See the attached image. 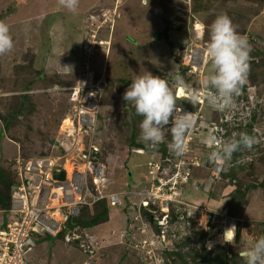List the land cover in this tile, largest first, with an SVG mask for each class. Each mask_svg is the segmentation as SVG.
<instances>
[{
	"label": "rangeland",
	"instance_id": "obj_1",
	"mask_svg": "<svg viewBox=\"0 0 264 264\" xmlns=\"http://www.w3.org/2000/svg\"><path fill=\"white\" fill-rule=\"evenodd\" d=\"M192 5V0L164 4L161 0H79L78 9L70 12L58 0H0V21L8 24L14 40L13 49L0 56V121L8 119L9 129L4 132L18 143L21 155L32 158L64 152L56 142L68 144L65 135L72 124L63 127L65 120H74L76 103L95 106L97 94L96 143L103 153V160L98 161L104 165L106 178L101 191L148 190L162 180L167 183L163 192L171 197L169 211L179 216L178 221L160 225L163 238L159 241L154 230L149 237L128 231L126 215L134 217L131 206L128 213L123 208L110 210L107 221L77 227L75 241L45 237L36 248V264H147L146 251L151 248L164 264V250H198L200 254L202 247L213 253L224 247L239 253L264 236V190L257 186L248 191L243 208L229 217L226 203L240 181L229 182L221 173L213 175L220 164L207 163L212 149L203 143L209 133L223 140L234 134L238 138L247 132L246 124L255 113L252 136L257 143L251 150L238 152L240 156L234 155V162L222 165L221 172L244 166L239 172L244 186L264 178V1L213 0L209 11L196 13ZM221 13L245 27L243 35L252 46L245 89L223 112L211 108L203 97L193 105L189 97L178 96L179 107L196 113L185 153L177 157L169 150L170 134L165 143L150 147L138 139L142 120L133 117L135 109L123 100L124 92L135 75L145 71L170 82L179 74L200 92L209 68L204 58L211 20ZM165 29L169 41L163 37L154 41L153 34ZM21 95L27 98L22 111ZM132 138L142 145L141 153L130 146ZM7 144L0 125V158L10 154L5 151ZM11 147L17 155L16 146ZM13 160L2 163L7 173L14 171ZM186 172L190 173L187 183ZM130 198L136 201L133 195ZM150 209L162 219V210L153 205ZM5 218L0 209V223ZM233 225L241 228L240 244L223 237ZM201 230L206 232L205 239L197 234ZM145 238L152 246L138 244ZM187 238L192 242L176 246Z\"/></svg>",
	"mask_w": 264,
	"mask_h": 264
},
{
	"label": "built area",
	"instance_id": "obj_2",
	"mask_svg": "<svg viewBox=\"0 0 264 264\" xmlns=\"http://www.w3.org/2000/svg\"><path fill=\"white\" fill-rule=\"evenodd\" d=\"M74 94V100L78 99L77 91ZM90 104L76 103L71 129L65 135L68 144L58 142L56 145L64 152L32 158L18 155L14 158L16 184L9 209L1 210L6 218L0 223V264H35L38 241L45 237L55 238L64 231L63 239L66 242L77 240L76 230L79 226L68 229V222L78 217L83 207L94 206L103 199L115 205L121 204L126 196L129 197L134 216L132 221L136 222L139 237H149L153 232L151 219L148 222L144 217L147 216L145 210L154 216L159 226L168 223L171 197L169 193L163 192L167 183L162 180L155 188L152 186L148 190L109 194L101 191L106 178L104 165L96 158V152L100 150L96 143L97 94L96 105L88 106ZM140 150L137 149V152ZM220 171L221 166L217 172L214 169L213 174L219 176ZM61 172L65 173L64 179L57 177ZM187 176L188 172L184 181ZM172 188L175 187L168 189ZM132 195L136 201L131 200ZM151 205L164 212L162 219L155 215V210L150 209ZM162 234L156 235L159 241L163 238ZM147 243L149 246L153 244L146 238L138 241L140 246ZM146 254L147 264H159L153 248L148 249Z\"/></svg>",
	"mask_w": 264,
	"mask_h": 264
},
{
	"label": "clouds",
	"instance_id": "obj_3",
	"mask_svg": "<svg viewBox=\"0 0 264 264\" xmlns=\"http://www.w3.org/2000/svg\"><path fill=\"white\" fill-rule=\"evenodd\" d=\"M58 3L70 12H75L79 6V0H58ZM13 47L14 40L10 28L4 21H0V56L10 52ZM251 50L248 37L239 34L231 18L226 13H221L210 25V40L204 58V63L209 62V68L208 74L201 81L200 92L194 91L179 74L174 76L171 82L148 71L143 75H135L123 94V100L132 105L136 115L143 117L139 124L138 139L156 148L165 143L166 136L170 134L171 140L167 142L169 150L177 157L182 156L186 150L187 136L196 122V113L187 112L179 107L178 96L189 97L193 105L203 97L211 108L221 112L230 108L235 103V98L242 94V88L247 81ZM169 125L171 126L168 127ZM203 143L212 149L209 152V161L219 163L222 168V165L230 164L235 153L242 149L251 150L257 140L246 132L239 133L238 138H235L234 134V137L228 140L209 133ZM138 149L142 150V148ZM18 155H21L19 148L15 157ZM188 175L190 180L189 172ZM107 201L111 205L108 199ZM123 202L124 199L121 204L111 205L112 209H124L126 205L130 206L129 200H125L124 204ZM147 216L150 218L149 215ZM152 223L159 226L156 219ZM235 230V225L226 230L225 241L228 240L226 237L230 233L232 236L229 240L233 241ZM238 255L244 264H264V236L255 240L251 247L241 250Z\"/></svg>",
	"mask_w": 264,
	"mask_h": 264
},
{
	"label": "trees",
	"instance_id": "obj_4",
	"mask_svg": "<svg viewBox=\"0 0 264 264\" xmlns=\"http://www.w3.org/2000/svg\"><path fill=\"white\" fill-rule=\"evenodd\" d=\"M167 0H161L162 4H164ZM193 1V5H192V12L196 13V12H207L211 9V5H212V1L213 0H192ZM254 1V0H253ZM264 0H258V2H263ZM215 19L211 20L212 22ZM234 24V23H233ZM237 27V31L239 34L243 35L245 33V27L241 28L238 27L236 24H234ZM206 26H209V22H207ZM178 30H182V27H178ZM160 37H163L165 41H169V36H168V29H165L163 31H158L155 32L153 34V40L157 41ZM257 54V52L255 53ZM122 81V80H120ZM123 83V82H122ZM128 88V87H127ZM245 89V86H243L242 90ZM19 98V102H20V107L19 110L22 111L25 103H26V95H21L18 97ZM25 100V101H24ZM255 113H253L252 115V121H250L247 124V132L249 135L252 136V128L255 122ZM133 117L138 118L139 120H142L143 117L142 116H138L135 115L133 112ZM4 126V129H9V122L8 119H2L1 120ZM130 146L131 147H137V148H142L141 144H138L134 138L131 139L130 142ZM162 150L163 147H161ZM235 156H240V153H235ZM233 155V156H234ZM96 158L102 159L103 160V153L101 150H99L98 152H96ZM103 162V161H102ZM234 160H232L230 163H233ZM209 165H211L213 162L208 161L207 162ZM251 167H252V163ZM244 166H239L238 168L235 166H230L229 168H227L226 170L222 171V177L225 178H229V182L234 181V183H237V181L239 180L240 182L237 184L236 188L234 191L231 192L230 194V199L227 201L226 203V208H227V215L229 217H235L237 212H239L242 208H243V202L244 200H246V195L247 192L255 189L257 186H259V188L264 190V178L262 179V181H260L258 184L257 183H253V184H247V185H243L240 178H239V172L241 169H243ZM253 172V171H251ZM106 173L108 174V169L106 171ZM16 184V178L14 177V172H12V174L7 173L6 170L0 166V209L1 210H7L9 209L10 206V198H11V194H12V190L13 187ZM174 203V202H173ZM92 209V210H91ZM96 209H98V211H96ZM112 211V207L111 205H109L107 200H101L99 201L97 204H95V206L89 208V207H84L81 211L82 214H80L78 217H75L73 219H71L68 224H67V228L68 229H72L73 227L76 226H81V227H85V228H90L93 227L99 223L105 222L108 220V215H109V211ZM124 211L129 210V206L127 205L126 207H124L123 209ZM90 211L92 212L90 217L89 213ZM128 213V211H127ZM88 215V216H87ZM171 215V217H170ZM146 221L149 222V217L148 216H144ZM169 222H175L179 220V216L177 215V213L173 212V211H169ZM126 223L128 226V231L130 233L134 232V234H138L137 233V229H136V222L132 221V218H130V216L126 215ZM152 229L158 234H160V226H157L155 224L151 225ZM235 232H233V242L235 244H240L242 241V232H241V228L239 225H235ZM66 230V229H65ZM139 232V231H138ZM64 232L60 233L57 237L55 238H60L63 239L64 236ZM200 238L205 239L206 237V232L201 230L200 232L197 233ZM54 241V237H48L47 239H52ZM42 240L38 241V243H40ZM185 242V244H184ZM183 243L180 242L179 244H177L176 246L178 248L184 247V245L191 243L192 241L187 238L186 241H184ZM182 243V244H181ZM163 257H164V264H237L238 260H241V258L238 255V252L233 251V250H227L224 247H218L216 252L213 253L212 250H209L205 247H202V253H198V250H191L190 252H184L181 251L179 249L176 250H171V251H167L164 250L163 251ZM198 257H199V261H198Z\"/></svg>",
	"mask_w": 264,
	"mask_h": 264
},
{
	"label": "crops",
	"instance_id": "obj_5",
	"mask_svg": "<svg viewBox=\"0 0 264 264\" xmlns=\"http://www.w3.org/2000/svg\"><path fill=\"white\" fill-rule=\"evenodd\" d=\"M0 125H1V128H2V131H3V133L5 134V136H6V140H7V142H8V149H7V147H6V145H5V151L6 150H8L9 152H10V154H8V156L7 157H5V158H0V166L2 167V163H3V161H4V159H11V158H14L16 155H14V154H12L13 152H12V147H11V145H14V146H16V149L18 150V143L17 142H15L14 140H12L11 138H9L7 135H6V133L4 132V126H3V123L0 121Z\"/></svg>",
	"mask_w": 264,
	"mask_h": 264
},
{
	"label": "water",
	"instance_id": "obj_6",
	"mask_svg": "<svg viewBox=\"0 0 264 264\" xmlns=\"http://www.w3.org/2000/svg\"><path fill=\"white\" fill-rule=\"evenodd\" d=\"M187 70H189L188 67H187ZM56 145H58V141L56 142ZM57 177L60 178V179H64V178H65V173H64V172H61L59 175H57ZM145 214H146V215H149L151 221L155 222V219H154L153 215L150 214L149 211L146 210V211H145Z\"/></svg>",
	"mask_w": 264,
	"mask_h": 264
},
{
	"label": "bare ground",
	"instance_id": "obj_7",
	"mask_svg": "<svg viewBox=\"0 0 264 264\" xmlns=\"http://www.w3.org/2000/svg\"><path fill=\"white\" fill-rule=\"evenodd\" d=\"M207 55V54H206ZM72 124V122H71V120L69 119V118H67L66 120H65V122H64V125H63V127H66V126H68L69 124ZM203 219H204V217H203ZM157 233H159V232H157ZM156 233V234H157ZM225 234V233H224ZM224 234H223V237H224ZM232 236V233H230V234H228V236L226 237V239H230V237ZM183 243V242H182ZM181 243V244H182ZM184 244H185V242H184Z\"/></svg>",
	"mask_w": 264,
	"mask_h": 264
}]
</instances>
